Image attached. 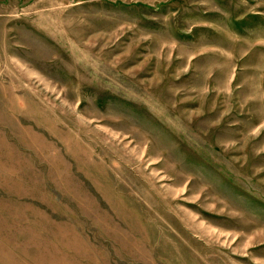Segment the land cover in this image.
Returning <instances> with one entry per match:
<instances>
[{
    "label": "rangeland",
    "instance_id": "rangeland-1",
    "mask_svg": "<svg viewBox=\"0 0 264 264\" xmlns=\"http://www.w3.org/2000/svg\"><path fill=\"white\" fill-rule=\"evenodd\" d=\"M0 264H264V0H0Z\"/></svg>",
    "mask_w": 264,
    "mask_h": 264
}]
</instances>
